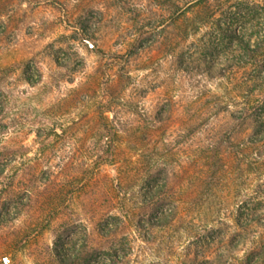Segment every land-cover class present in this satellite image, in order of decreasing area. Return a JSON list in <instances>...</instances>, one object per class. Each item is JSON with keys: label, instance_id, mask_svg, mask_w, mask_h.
Here are the masks:
<instances>
[{"label": "rangeland", "instance_id": "1", "mask_svg": "<svg viewBox=\"0 0 264 264\" xmlns=\"http://www.w3.org/2000/svg\"><path fill=\"white\" fill-rule=\"evenodd\" d=\"M0 264H264V0H0Z\"/></svg>", "mask_w": 264, "mask_h": 264}, {"label": "trees", "instance_id": "2", "mask_svg": "<svg viewBox=\"0 0 264 264\" xmlns=\"http://www.w3.org/2000/svg\"><path fill=\"white\" fill-rule=\"evenodd\" d=\"M247 44H249V42L247 43ZM249 51H252L253 53H255L256 52V50L252 47V45H249ZM258 52V51H257ZM253 68L255 69V72L256 73H260V68H258V67H260L259 65H258V63H253ZM258 68V69H257Z\"/></svg>", "mask_w": 264, "mask_h": 264}]
</instances>
